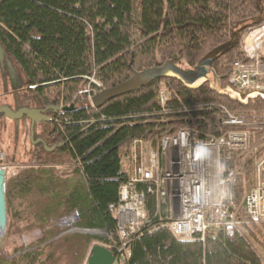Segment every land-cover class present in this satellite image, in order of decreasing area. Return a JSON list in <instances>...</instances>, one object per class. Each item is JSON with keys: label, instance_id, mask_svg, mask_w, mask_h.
I'll use <instances>...</instances> for the list:
<instances>
[{"label": "trees", "instance_id": "1", "mask_svg": "<svg viewBox=\"0 0 264 264\" xmlns=\"http://www.w3.org/2000/svg\"><path fill=\"white\" fill-rule=\"evenodd\" d=\"M262 25L264 0H0V44L21 66L39 103L57 107L40 130L47 147L56 148H22L21 159L3 163L19 164L5 183L7 238L19 235L28 218V227L39 225L43 236L3 249L0 264H86L95 244L119 257L110 207L129 180L124 150L143 139L159 152L163 136L180 128L195 130L203 141L248 131V147L223 150L220 160L224 175L232 172L235 179L224 198L239 219L235 234L211 226L205 237L179 239L168 226L169 200L146 193L149 220L122 264H264V221H252L244 208L264 157V127L229 123H264V89L240 98L230 82L235 63L250 61L241 42ZM219 47L196 85L162 75L100 107L92 103L101 90L174 56L179 68L196 72ZM259 82L264 86V75ZM75 211L81 230L54 225ZM96 229L107 235L87 232Z\"/></svg>", "mask_w": 264, "mask_h": 264}, {"label": "built area", "instance_id": "2", "mask_svg": "<svg viewBox=\"0 0 264 264\" xmlns=\"http://www.w3.org/2000/svg\"><path fill=\"white\" fill-rule=\"evenodd\" d=\"M263 75L264 72L259 70V60L236 62L230 82L241 90L242 96L251 97L262 94L264 86L259 80ZM165 99L163 94L162 101ZM229 123L248 125L237 118H231ZM248 137V131L241 130L218 140L203 141L195 130L180 128L174 134L163 136L160 151L154 150L148 158L143 159L142 156L143 144L152 145L148 140H135L129 148H125L126 152L131 149L132 171L128 175L129 180L120 188L119 202L111 205L110 210L117 218L118 249L126 258L131 256L133 241L143 233L141 226L149 220L146 193L167 197L171 202L180 199L179 214L172 213V206L168 224L179 239L205 237L211 226L223 227L229 235H233L239 219L237 213L225 204L224 198L228 184L235 179L232 172L224 175L220 160L223 150L246 149ZM211 157L217 159L216 176L211 171ZM255 168L256 185L244 198V208L252 221L260 223L264 221V157ZM79 220L80 213L75 211L56 224L74 231Z\"/></svg>", "mask_w": 264, "mask_h": 264}, {"label": "water", "instance_id": "3", "mask_svg": "<svg viewBox=\"0 0 264 264\" xmlns=\"http://www.w3.org/2000/svg\"><path fill=\"white\" fill-rule=\"evenodd\" d=\"M222 50L221 47L213 50L210 52L207 56L203 58V60L200 62V68L202 66H205L206 64H209L212 60H214L219 53V51ZM177 59V56H174L173 59L169 60L165 65H163L160 68H154V69H148L143 72H135L133 77L110 89H104L95 94L92 97V103L96 107H100L103 104H105L107 101H109L112 98H115L117 96L123 95L127 92H131L134 90L139 89L140 87L146 85L149 83L151 80L158 76L162 75H176L185 80L186 83L190 85H196L203 81L205 74L196 77L194 80L190 79L189 76L192 73L195 72H186L185 70L179 68L175 64V60ZM235 95L239 96L240 98L242 97V94L240 93H234ZM73 106L70 108L66 109H72ZM3 112H6L7 115L11 118H20L21 116L26 115L32 120V125H31V139L34 138V126L36 123L43 121L44 119L40 117L36 113L35 110L31 109H21L17 113H10L8 109L3 108ZM41 143L44 144L46 148L47 144L44 140H40ZM56 147L48 148V150L53 151ZM6 167L2 166L0 167V238L4 237L6 235L7 231V226H8V214H7V203H6V179H7V172H6ZM93 234H96L98 236H106L107 231L105 230H92ZM124 259H122L123 261ZM119 261L117 257L111 252L109 248L102 244H96L91 250V254L88 258L87 264H119Z\"/></svg>", "mask_w": 264, "mask_h": 264}, {"label": "rangeland", "instance_id": "4", "mask_svg": "<svg viewBox=\"0 0 264 264\" xmlns=\"http://www.w3.org/2000/svg\"><path fill=\"white\" fill-rule=\"evenodd\" d=\"M241 47H242L243 52L250 59V61L247 63H250L251 61L253 62V60L257 62L259 60V70H262L264 72V64H263V59H264V25L249 30L247 32L246 36L244 37L243 41L241 42ZM256 58H258V60H256ZM7 64H8V62H7ZM13 69L15 71V75L17 77V80L20 83V85H18L19 91H17V94L20 95L21 101L24 103L26 101V99H34L35 102L38 104L37 98L35 99L30 94L25 95L24 88H25V82L27 81V79H26V76H25L21 66L15 60L13 61ZM186 72H190V71H186ZM206 73H207L206 69L202 66L195 73H192L189 76V78L194 80L198 76H200V78H201L203 74H205V75H203L205 77ZM1 82H3V81H1ZM8 86H9L8 83H6V82L2 83L0 92L6 91L8 89ZM239 91H241V90L237 89V91H235V93H238ZM241 98H244V96H242ZM11 122H13V121H11ZM247 123H248V125H246V126H250V127L255 126L254 128L264 127L263 122H247ZM20 125H21L20 134L18 136V137H20L19 138V141L21 143L20 148L21 149L24 148L25 150H29L32 148L31 147L32 140H31V136L29 133L30 126H28V124L25 123L24 121H20ZM12 128H13V126L10 125L9 130H11ZM37 130L40 131L39 125L37 126ZM239 131H241V130H239ZM243 131H245V130H243ZM234 132H237V131H234ZM19 159H21V156ZM6 160H7V158H6ZM18 165H19L18 163L4 165L7 168L6 169L7 174L9 175V174L16 173ZM1 167H2V165H1ZM211 171H212V174L214 176H216V174L218 172V165H217V159L215 157H211ZM128 175L129 174L127 173V177H128ZM28 220H30V221H27L25 223L24 222L21 223L22 224L21 226L24 228V230L19 235L18 234H12V232H10V235L8 236V238H7V234L4 237L0 238V252L3 249L8 251V252H11V251H13V249L16 246H23V245L27 246V245L32 244V243H34V242H36L42 238L43 230L39 227V225H34L31 228L28 227L33 222V218H28ZM60 220H63V218L58 219V221L55 222L54 225H56V223H58ZM57 227H60V226H57ZM60 228H62V227H60ZM62 229L69 230L67 228H62ZM78 230H81V229L75 227L74 231H78ZM74 231H72V232H74ZM87 232H89V231H87ZM6 233H7V231H6ZM86 264H87V262H86Z\"/></svg>", "mask_w": 264, "mask_h": 264}, {"label": "flooded vegetation", "instance_id": "5", "mask_svg": "<svg viewBox=\"0 0 264 264\" xmlns=\"http://www.w3.org/2000/svg\"><path fill=\"white\" fill-rule=\"evenodd\" d=\"M13 61L14 59L9 56L5 48L0 44V89L2 83L6 82L9 84L8 89L6 91L0 92V167L1 165H5H3V163H5L6 158L13 157L19 159L21 156L22 149L20 148V137H18L21 128L20 121H24L28 124V126H30V136L32 125V120L26 115L23 114V116H21L20 118H11L7 115L6 112L2 111L3 108L8 109L9 112L12 114L17 113L18 111L24 108L35 110L36 113L44 119L43 121L36 123L34 126V138L31 139L32 148L33 146H44V144L41 143L40 140H44L45 142L46 140L45 138L40 136L41 133L37 130V126L39 125L40 130L43 131V128L46 123L52 121V114L57 111V107H44L42 104L39 103V101L37 104L34 99H26L24 103L21 101L20 95L17 94V91H19L18 85H20V83L18 82L17 77L15 75V71L13 69ZM33 89L34 88L32 86H29L26 81L24 88L25 95L30 94L36 99V95L32 92ZM10 125L13 126L11 130H9Z\"/></svg>", "mask_w": 264, "mask_h": 264}, {"label": "crops", "instance_id": "6", "mask_svg": "<svg viewBox=\"0 0 264 264\" xmlns=\"http://www.w3.org/2000/svg\"><path fill=\"white\" fill-rule=\"evenodd\" d=\"M142 147H143V150H142L143 159L148 158L150 154L154 152L155 150V147L150 145L149 143H144ZM124 152L126 153V158H124V162H123V172L131 174V171H132L131 149L129 150V152H126L125 150Z\"/></svg>", "mask_w": 264, "mask_h": 264}, {"label": "bare ground", "instance_id": "7", "mask_svg": "<svg viewBox=\"0 0 264 264\" xmlns=\"http://www.w3.org/2000/svg\"><path fill=\"white\" fill-rule=\"evenodd\" d=\"M66 109V108H65ZM141 140V139H140ZM6 172H7V170H6ZM167 191V190H166ZM120 198H121V194H120ZM158 199H167V200H169L167 197H158ZM169 203H170V206H169V213H170V209H171V207L173 206L174 208H173V210H172V213L173 214H179V206H180V199L179 198H176V199H174L173 200V202H171L170 200H169ZM132 212H135V210H132ZM142 227V226H141ZM216 229H219V230H224L226 233H227V231L223 228V227H216V226H214ZM140 230H141V228H140ZM87 231H89V232H92V230H87ZM228 234V233H227ZM234 234H235V232H234ZM233 234V235H234ZM229 235V234H228ZM230 236H232V235H230ZM94 247V246H93ZM118 252H119V257H118V260H120L119 261V264H122V262H124V261H122V259H129V258H126V256L124 255V253L123 252H121L119 249H118ZM88 262V261H87Z\"/></svg>", "mask_w": 264, "mask_h": 264}]
</instances>
